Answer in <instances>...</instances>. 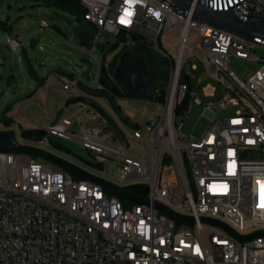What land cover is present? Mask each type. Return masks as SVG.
Here are the masks:
<instances>
[{
  "label": "built area",
  "instance_id": "2783aa9c",
  "mask_svg": "<svg viewBox=\"0 0 264 264\" xmlns=\"http://www.w3.org/2000/svg\"><path fill=\"white\" fill-rule=\"evenodd\" d=\"M192 1L191 10L182 11L170 0H78L84 22L96 31L94 48L106 33L161 59L165 94L161 101L155 92L153 97L163 108L141 111L149 119L128 126L78 81L56 77L66 102L81 107L63 117L69 107L63 105L61 115L35 128L46 137L21 145L48 151L55 149L54 139L70 149L81 147L92 161L75 156L86 167L80 168L119 187L147 186L146 194L131 193L148 204L125 200L126 207L99 184L29 155L0 152V264H264V236L243 241L224 227L196 226V219L219 217L242 237L264 231V53H253L264 49V39L249 41L193 19L200 3L232 11L243 22L264 20V0ZM150 3L174 7L176 17L157 21ZM49 27L42 19L41 30ZM138 41L144 42L139 48ZM6 44L17 51L23 39L8 33ZM243 62L257 67L248 79L232 67ZM47 89L54 100L56 90ZM195 106L204 113L194 139L186 141L181 130ZM229 108L231 115L216 119ZM17 114L18 108L8 117L11 125L0 128L23 137L26 129ZM107 162L118 167L122 181L101 173ZM212 189H219V196H212ZM251 189H258V196H251ZM156 204L194 221L175 220Z\"/></svg>",
  "mask_w": 264,
  "mask_h": 264
},
{
  "label": "rangeland",
  "instance_id": "374dc122",
  "mask_svg": "<svg viewBox=\"0 0 264 264\" xmlns=\"http://www.w3.org/2000/svg\"><path fill=\"white\" fill-rule=\"evenodd\" d=\"M52 17H65L73 22L75 27L83 25L85 22L82 18L77 17L75 14L58 10L54 7L43 6L39 2L34 0H0V22L7 25V29L11 28V37H18L23 39V47L17 52H9L7 55L9 62V73L11 74L12 67L16 75V83L11 87L8 85L10 80L5 78L0 82V116L1 112L7 105L21 101L31 96L36 92L38 85L34 82L28 74V68L20 61L21 53L26 52L33 72L39 79H45L51 77L54 73L60 72L62 74L73 75L75 80L82 82L89 89H96L99 85V75L101 65L103 61V55L107 54L105 64L108 65L112 59L119 54L123 49L121 63L115 73V80L128 91L139 98H118L116 102L121 106V113L123 116L130 118L135 124H140L142 121L149 119V115L141 114V111L147 110L149 112L162 110V104L154 100L142 99L152 95L150 86L157 83L160 79H164L166 76L165 66L162 65L161 60L157 57L158 61L156 65L160 70V75H157L155 68L147 69L143 60L133 54L135 51L127 48L128 42L120 40L118 47L111 51L112 45L118 43L120 38L113 35L103 34L101 37L102 44L98 49L83 50L77 39L71 33L70 29L63 22L54 21L50 22ZM42 19L49 22L50 27L48 29L41 30L40 23ZM8 30L0 28V40L5 43ZM31 39L39 41L35 50H30ZM103 46V49H101ZM256 55L264 53V49H257L253 52ZM151 63L152 59H149ZM81 61L89 62V65L81 67ZM232 67L243 75L244 79H248L254 74L257 69L256 66H251L246 62L232 64ZM90 68L88 79L82 77L84 70ZM147 76H150V81L147 80ZM210 81L205 82L203 86ZM212 83V82H211ZM214 84V83H213ZM52 89L56 90V99L54 112L62 110L63 104L66 102V97L59 93V81L57 79L51 80ZM155 87L156 96L160 95L162 89L159 86ZM14 89L20 90V93L14 96ZM204 101V99L202 97ZM109 112L121 119L120 114L117 112L113 104L109 99L104 98ZM53 103L50 94H42L38 91L28 100L23 101L18 106L17 121L26 129L30 128L29 123H35L42 127H46L49 121L54 118L55 113H52ZM81 107L80 104L69 105L67 111L63 110V117L70 116V113H75ZM10 111L7 116H11ZM232 108H229L225 112H221L216 116V119H221L231 115ZM79 113V112H78ZM204 113L203 107L195 106L189 117L184 121V125L181 130V135L184 140L194 139L195 131L199 127V122ZM181 118H179V121ZM124 123V122H123ZM0 131H3L0 129ZM22 131V130H21ZM16 139L20 144H28L25 138L21 137L19 131H16ZM71 150L75 155L83 157L87 161H92V156L78 146H71ZM50 153L62 158L78 166L86 168L81 161L77 160L74 155L67 154L56 149H47ZM32 159L46 165L56 171L63 170L59 166L41 159L39 157L31 156ZM105 177L113 181H122V176L119 169L115 165H111L109 162L105 163L104 168L101 171ZM251 196H258V189H251Z\"/></svg>",
  "mask_w": 264,
  "mask_h": 264
},
{
  "label": "water",
  "instance_id": "95a60500",
  "mask_svg": "<svg viewBox=\"0 0 264 264\" xmlns=\"http://www.w3.org/2000/svg\"><path fill=\"white\" fill-rule=\"evenodd\" d=\"M170 1L172 2V4L176 8H178L182 11H189L193 7V1L192 0H170ZM193 19L196 21L208 24L209 26H211L213 28L232 33L238 37L244 38V39L249 40V41H252L256 37H261L264 39V20L261 18H257L254 21L243 22L232 11H229V12L213 11L208 6L201 5L200 3H198L195 5V7L193 9ZM49 21L50 22L59 21V22L65 23V25L70 29V31L74 35V37L77 40H79L81 43H84L86 50H92L93 49V45L91 42L94 40V38L96 40L97 34H96L95 29L92 26L85 23L81 26L75 27L73 25V22L71 20L65 18V17H52L49 19ZM8 33H10V32H8ZM85 39H86V41H83ZM37 44H39V41L31 39L30 50L34 51ZM20 48L24 49L23 45ZM17 51L11 50L10 47L6 43H4L3 41L0 40V82H2L5 78H8L10 80L8 85L11 87L16 83V75L14 73L13 67H12L13 72L11 74L7 75L9 72V62H8L7 55L9 52L15 53ZM131 51H135L134 53H136V51L139 52V49H134ZM19 60L23 61V63L27 66L29 76L31 77V79L34 82L37 83L38 88H37L36 92H38V91L41 92L42 88L48 82L50 77H47L45 79H39L37 77V75L33 72L31 60L29 59L28 54L25 51L21 53V57ZM81 64H82L81 67H83L84 65H89V62L81 61ZM89 71H90V68L83 71L82 77L84 79H88ZM64 75L67 76L66 78H68L72 81L75 80V76H73V75H67V74H64ZM146 78L148 81H150V76H147ZM79 86L83 91H87V92L97 96L98 98L109 99L110 102L115 107V109L117 110V112L120 114L122 121L126 125L134 126V127L137 126V124L132 123L127 117L122 115L121 108L117 104L116 99H114L113 97H109V96L108 97L102 96L100 93H96L95 91H93L95 89L91 90L88 87H86L82 82H79ZM19 93H20V90L14 89V96L18 95ZM35 93H33L31 96H33ZM31 96L27 97L24 100L17 101L15 103L7 105L6 108L1 112L0 120H4L7 117L6 116L7 112L13 111L14 109L18 108V106L21 102L28 100V98H30ZM135 96H137V95H135ZM152 96L153 95L149 96V98H152ZM137 97L139 98V96H137ZM142 99H144V98H142ZM75 102H78V101H75V100L69 101L66 104V106H69ZM87 102H89V101H87ZM89 104L96 107L91 102H89ZM106 118L108 119L113 130L117 133L118 137L121 139V141H123V137H122V134H121L118 126L112 121V119L109 116L106 115ZM21 134L24 137H30V138H44V137H46V132L44 130H36V129H26V130H23ZM0 138H6L9 140V143H10L8 146L0 145V152L12 153V154H25V155H29V156L39 157L41 159H44V160L49 161L51 163H54L55 165L59 166L60 168L66 170L67 172L71 173L72 175H74V176H76L82 180L90 181V182L101 185L106 190L113 192L117 197H119L121 199H124L126 201H129V202H132L135 204H139V205L148 204V201L141 199V198H138L137 196H135L131 193V192H134V193H139V194H146L148 191V188L145 185H130L127 187H119V186H117L113 183H110L104 179H101L99 177H96L94 175L87 173L85 170H83L79 166H77L71 162H68L62 158H59L58 156H56V155H54L48 151L38 149V148H34V147H30L27 145L19 144L17 139H16V131L15 130L0 131ZM156 208L158 210H160L161 212L171 216L175 220L185 221V222H189V223H192L194 221L193 218L182 217V216L174 213L173 211H171L170 209H168L167 207H165L163 205L156 204ZM202 221L224 227L225 229L230 231L235 237H237L238 239L243 240V241H248V240H250L254 237H257V236H264V231H259L253 235H250L247 237H242V236H239L237 233H235L233 230H231L229 227H227L226 225H224L218 221L206 219V218L202 219Z\"/></svg>",
  "mask_w": 264,
  "mask_h": 264
},
{
  "label": "trees",
  "instance_id": "16d2710c",
  "mask_svg": "<svg viewBox=\"0 0 264 264\" xmlns=\"http://www.w3.org/2000/svg\"><path fill=\"white\" fill-rule=\"evenodd\" d=\"M34 1L39 2L43 6L54 7L58 10L70 12V13L75 14L77 17L82 18V19L84 17L85 11L82 8L81 4L78 2V0H34ZM0 28L6 29V30H8V32H11V28L7 29V25L5 23L0 22ZM119 38L120 39H119L118 43L112 45V47L110 49L111 51L115 50L118 47L120 40H124L123 37H119ZM142 44H144V42L138 41V43H137L138 48ZM101 49H103V46H101ZM124 50L125 49H123L119 54H117L112 59V61H110L108 63V65L105 64V59H106L107 54H104L102 56L104 62L101 65L100 75H99V85H101L103 88V91L100 92V94L102 96H107V97L109 96V97H113L114 99L138 98L132 92L121 88L118 81H115L114 75H115V72H116L118 66L120 65L122 54H123ZM134 54L136 56H139L143 60V62L145 63L146 66L152 65V63L149 59L153 60V59H155V56H156L155 54H153L149 50H145L142 52L136 51V53H134ZM152 68H155V67L153 66ZM165 85H166V81L164 80L162 83H160L159 87L162 89L163 87H165ZM153 92H155V87H153V89L151 91L152 95L154 94ZM164 94H165V89H162L160 92V95L157 97V100H160V101L163 100ZM144 99L154 100L155 97H153V96H152V98L146 97ZM0 122L2 124H4V126H6V127H9L12 123L8 117H6L4 120H1ZM23 138L30 139V137H24V136H23ZM3 140H5V139H3ZM50 143L53 146V148H55L59 151H62V152L67 153V154H72V155L76 156L77 158L85 160L83 157L75 155L73 153V151H71V149L64 142L51 139ZM121 200L123 201V203L126 207L130 206V203L126 202L123 199H121Z\"/></svg>",
  "mask_w": 264,
  "mask_h": 264
},
{
  "label": "bare ground",
  "instance_id": "6f19581e",
  "mask_svg": "<svg viewBox=\"0 0 264 264\" xmlns=\"http://www.w3.org/2000/svg\"><path fill=\"white\" fill-rule=\"evenodd\" d=\"M127 1H134V0H127ZM150 11L157 12L156 13L157 21H165L166 15H168V17H176V9H174V7L166 6L163 3H150ZM212 196H219V189H212ZM210 219L218 221L223 224V221H220L219 217H210ZM212 225H213V229L223 230V227L221 226L214 224ZM196 226H204V221H202V219H196Z\"/></svg>",
  "mask_w": 264,
  "mask_h": 264
},
{
  "label": "crops",
  "instance_id": "0c3cea01",
  "mask_svg": "<svg viewBox=\"0 0 264 264\" xmlns=\"http://www.w3.org/2000/svg\"><path fill=\"white\" fill-rule=\"evenodd\" d=\"M85 24V23H84ZM78 41V44H79V46L83 49V50H86L85 49V45H84V43H81L79 40H77ZM83 41H86V39L85 40H83ZM5 43H6V40H5ZM92 43V45H93V48H94V44H95V38H94V40L91 42ZM116 73V72H115ZM10 73L8 72V74L7 75H9ZM56 77H67V76H65L64 74H62V73H60V72H57V73H54L51 77H50V79L48 80V82L44 85V87L42 88V91L40 92L41 94H42V96L43 95H45L46 93H48V94H50L49 93V89H47V87L49 86L51 89H52V85H51V80H53V79H57ZM114 77H115V75H114ZM58 80V79H57ZM116 81V80H115ZM47 89V90H46ZM51 96V95H50ZM51 99H52V97H51ZM55 99H56V96H55V98H54V100L52 99V103H54V107H55ZM101 99H103V98H101ZM68 102V101H67ZM67 102H65L63 105H65ZM111 103V102H110ZM72 104H76V103H72ZM112 104V103H111ZM63 107V106H62ZM53 108V107H52ZM54 109V108H53ZM55 113V112H54ZM57 113H59L58 115H61V113H62V110L61 111H59V112H56L55 113V115L57 114ZM8 117V116H7ZM54 118H55V116H54ZM122 120V119H121ZM123 122V121H122ZM133 123V122H132ZM135 124V123H134ZM29 125H30V128H27V129H35L36 127H42V126H40V125H38V124H35V123H29ZM22 129H24L25 127H21ZM26 129V128H25Z\"/></svg>",
  "mask_w": 264,
  "mask_h": 264
},
{
  "label": "flooded vegetation",
  "instance_id": "af4514ba",
  "mask_svg": "<svg viewBox=\"0 0 264 264\" xmlns=\"http://www.w3.org/2000/svg\"><path fill=\"white\" fill-rule=\"evenodd\" d=\"M161 60V59H160ZM153 62H152V65H150V66H146L147 67V69H150V68H152L153 66L155 67V69L157 70V75H160V70L158 69V67H157V65H156V62L158 61V59H157V56H155V59H153L152 60ZM161 63H162V65H164L163 64V62L161 61ZM166 77V76H165ZM165 80V78L164 79H160L159 81H157V83H155V84H152L151 86H150V91H152V89H153V87L154 86H157L158 84L160 85V83H162L163 81ZM118 81V80H117ZM119 83V85H120V87L121 88H123V89H125L121 84H120V82H118ZM126 90V89H125ZM128 91V90H127ZM10 112V111H9ZM9 112H7L6 113V116H7V114L9 113ZM1 121V120H0ZM2 123L0 122V125H1ZM0 129H2V128H0ZM3 131H5L4 129H2ZM3 139H5V140H3ZM10 143H9V140L8 139H6V138H0V145H4V146H8Z\"/></svg>",
  "mask_w": 264,
  "mask_h": 264
}]
</instances>
